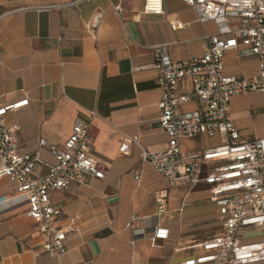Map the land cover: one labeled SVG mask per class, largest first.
<instances>
[{"label": "crops", "instance_id": "crops-1", "mask_svg": "<svg viewBox=\"0 0 264 264\" xmlns=\"http://www.w3.org/2000/svg\"><path fill=\"white\" fill-rule=\"evenodd\" d=\"M145 2L0 0V103L29 99L7 116L8 125L17 126L15 139L49 164L53 156L39 140L63 148L75 120L96 112L91 155L107 172L103 179L88 177L85 185L50 192L62 209L59 224L68 230V250L58 258L41 252L42 238L23 199L1 178L0 264H183L203 253L207 239L222 234L223 218L208 186H170L142 157L143 149L160 151L168 144L159 125L157 74L143 68L153 62L154 46L166 44L171 58L181 61L203 54L206 34L221 30L215 21L201 22L182 0H163L162 14L145 12ZM100 10L104 18L93 34L87 24ZM174 20L185 26L173 30ZM228 25L237 28L240 19L230 16ZM225 65L233 75L258 71L255 57L235 51L226 54ZM180 92H192L189 78L181 81ZM263 105L259 92L232 98L230 117L242 140L264 137ZM197 106L192 99L183 109ZM126 135L138 136L140 143L123 154L119 147ZM202 137L208 138H186L181 145L193 150L223 142L217 136L215 143L202 144ZM160 192L167 196L162 213ZM157 225L169 229L167 239H151ZM134 230L143 232L135 241ZM263 239L264 227L243 232L246 242Z\"/></svg>", "mask_w": 264, "mask_h": 264}, {"label": "built area", "instance_id": "built-area-1", "mask_svg": "<svg viewBox=\"0 0 264 264\" xmlns=\"http://www.w3.org/2000/svg\"><path fill=\"white\" fill-rule=\"evenodd\" d=\"M80 1V0H79ZM192 7L201 22L215 21L221 32L208 33V49L174 61L166 44L154 46V60L143 68L154 70L161 89L158 103L159 125L168 136L166 148L160 151L143 149L142 157L169 182L170 186L206 185L210 188L219 214L222 234L207 239L203 253L183 264H260L264 263V239L246 242L243 232L264 227V137L242 140L241 132L230 117L231 100L250 92L264 95V0H182ZM118 9L117 7H114ZM145 12L162 14L163 0H146ZM240 19L237 28L228 25V18ZM104 18L97 11L88 22L95 34ZM183 22H171L173 30L182 29ZM235 51L241 56H253L258 71L253 76L226 73L225 56ZM189 78L191 93L180 92L181 81ZM192 99L195 109H183ZM29 99L9 104L0 103V179L7 178L27 207L42 238L41 252L51 257L64 255L68 230L59 224L61 207L53 204L50 192L67 190L72 185H85L88 177L103 179L106 169L91 155L95 136L91 132L92 112L88 118H77L64 147L48 146L54 161L45 163L39 152H25L13 133L17 126L8 125L7 116L27 106ZM264 110V105H263ZM215 138L223 142L216 146L186 150L181 141L196 136ZM138 136H124L119 151L127 154ZM47 167L46 172L39 170ZM137 181L141 176L137 175ZM158 212L167 209V196L160 192ZM134 230L133 241L143 235ZM169 229L157 225L151 236L164 240Z\"/></svg>", "mask_w": 264, "mask_h": 264}, {"label": "rangeland", "instance_id": "rangeland-1", "mask_svg": "<svg viewBox=\"0 0 264 264\" xmlns=\"http://www.w3.org/2000/svg\"><path fill=\"white\" fill-rule=\"evenodd\" d=\"M251 130H248V131H246V135H250L251 133ZM203 138V137H202ZM204 139V140H203ZM202 139V141H201V143L203 144V143H209V144H213V143H215L217 140L216 139H209V140H206V139H208V138H203ZM184 145L186 146V147H193L192 145H193V142L192 141H190V140H186V141H184ZM199 145H200V143H199ZM198 146V145H197ZM245 232H247V230L245 231Z\"/></svg>", "mask_w": 264, "mask_h": 264}]
</instances>
